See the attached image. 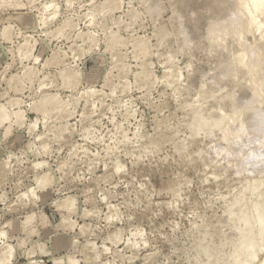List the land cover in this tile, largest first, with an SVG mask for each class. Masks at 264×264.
<instances>
[{"label": "rangeland", "instance_id": "1", "mask_svg": "<svg viewBox=\"0 0 264 264\" xmlns=\"http://www.w3.org/2000/svg\"><path fill=\"white\" fill-rule=\"evenodd\" d=\"M5 1L0 2V14L7 18L16 11H29L32 24L23 28L9 20L13 42L4 45L15 49L21 34H27L38 39L37 48L44 42L45 50L39 65L24 62L36 73L31 83L19 80L25 67L17 57L9 53L0 60V103L17 97L24 111L22 122L13 125L7 136H0V221L10 225L9 220L15 219L21 227L13 234L9 227L7 247L0 245V260L55 264L60 250L53 246L43 254L41 248L48 247L57 233L71 237L74 243L68 255L75 258L79 253L83 264H99L96 253L104 258L103 264H235L236 259L242 260L241 249L260 238V224L247 225L245 202L264 199L250 190L252 175L238 177L232 167L229 176V159L216 163L215 148L225 146L221 131L193 132L190 111L197 106L203 117L217 116L212 111L217 103L212 92L215 86L221 87V81L212 84L210 79L233 53V43L228 45L229 57L222 50L216 57L219 47L211 50L212 56H204L202 50L182 51L169 39L179 31L180 17L187 10L222 17L229 0H72L74 8L67 6L69 0ZM20 2L24 8L19 9ZM53 2L65 6L53 12L55 18L45 29L40 23L43 4ZM219 4L225 7L218 8ZM65 20L71 27L55 33ZM6 21L0 22V30ZM185 26L200 30L188 22ZM138 42L144 44V52L134 47ZM92 70L97 79L90 82L84 77ZM68 71L77 74L76 84L67 79ZM144 73L149 74L147 80ZM11 75L13 84L7 87ZM14 82L22 89L14 91ZM205 83L206 90L201 85ZM234 85L230 79L222 84ZM50 93H58L66 107L56 110L44 103L42 98ZM148 145H164L158 147L163 155L145 152ZM177 145L210 157L213 171L207 174L220 180L203 183L207 169L203 158L186 160L182 152L177 159L172 155ZM37 164L43 167L37 169ZM117 164L126 171L115 173ZM37 173L50 176L52 182L36 198L25 199ZM177 185H182L184 200L179 208L169 207L176 204L171 189ZM217 192L231 193V199L226 206L220 202L207 212L201 207L206 219L192 229L197 221H188L185 209L202 206L205 194ZM28 215L41 222L27 233L22 221ZM176 224L181 226L179 235L174 232ZM137 230L147 232L146 241L133 235ZM144 242L147 249L134 247ZM105 247L110 254L103 251ZM10 248L15 251L9 254Z\"/></svg>", "mask_w": 264, "mask_h": 264}, {"label": "snow or ice", "instance_id": "2", "mask_svg": "<svg viewBox=\"0 0 264 264\" xmlns=\"http://www.w3.org/2000/svg\"><path fill=\"white\" fill-rule=\"evenodd\" d=\"M64 4L62 2L57 3H45L44 7V18L40 21L41 25L46 29L48 24L47 22L51 19H54L53 12H58V10H62L64 8ZM69 8H74L75 3L72 0H69L67 5ZM218 8H224L225 5L219 4ZM175 14V13H174ZM186 22L190 23L193 26L199 27V31H194L193 27H186ZM20 26L24 27L25 24L23 21L20 22ZM28 26H31V22H29ZM259 37V41L262 45H264V0H237V2L230 7L224 13V15L220 18H217L212 13H203L200 10L189 9L187 10L186 16L180 17V26L179 31L176 32L173 36H170L169 39L178 43L181 47L182 51L185 52H203L204 56L212 55V49L219 47L223 52H228L229 43L238 42L240 45L246 44L247 40L252 37ZM21 38L23 35L21 34ZM111 43V42H110ZM30 49V41L28 42ZM104 46L103 44L101 45ZM114 47V45H113ZM254 49V46H253ZM235 52V49L233 50ZM255 51L252 52L253 59L255 58ZM35 60V63L39 65L41 60L36 58L35 56L29 54V60ZM248 63V56L244 53L240 55H231L229 57V62L225 65L221 66L220 72L223 73L219 78L221 80V90L227 91L222 87L223 82L231 75V70L234 67H244ZM100 78H103L102 75ZM84 79L88 81H94L97 79V72L95 70L88 71ZM182 79V77H181ZM205 90L207 89V83L204 85ZM91 91V89H90ZM260 93L264 96V83L261 84ZM242 111H253L252 105L249 103L245 105L241 111L233 112L231 114L230 126L232 130V138L229 139L225 137L224 144L225 148H215L216 154V163L223 164L227 159L234 158L235 155H239L243 160V166L237 168L235 170V174L238 177H243L245 173L248 171V167H255L259 170V175L264 176V110H261L257 115V126L252 129H246L241 125V112ZM223 115V113H221ZM11 121L9 120L8 123ZM209 122H204L201 125V128L204 129L207 127ZM6 126V125H5ZM26 126V125H25ZM213 131L215 129L224 130L223 121H217L213 126ZM8 133L4 132L3 126H0V136H7ZM179 137V134H177ZM244 138L247 139V142H244ZM159 149H163L164 145H148L145 149V152H150L155 156L157 153L163 155L161 151L158 152ZM258 147V152L254 149ZM236 150H239L238 152ZM245 150L247 154H245ZM185 153L186 160H192L193 157L203 158L204 163L207 164L206 172L202 178V182L207 184L210 180L215 179L217 181L220 180L219 176H208V172L213 171V163L210 162V157H203L202 153H196L194 151L186 149V146L177 145V149L172 153L177 159H179L180 153ZM143 155V154H142ZM259 161V164L256 165L253 162ZM42 164H37L36 168H42ZM231 165H228L227 175H231L230 169ZM126 169L117 164L115 167V173H124ZM221 171H225V169H221ZM254 174V173H253ZM52 182V178L50 176H43L39 173L36 174V179L34 181V185L32 189L25 193V199L36 198L37 192L50 184ZM182 185H177L175 189H171V191L175 192V200L176 204H169V207L179 208L180 203L184 200V194L179 189ZM250 190L255 195L256 192L261 194V199H264V182H261L258 187L249 186ZM144 185L141 184L138 192L140 193V197H143L144 194ZM223 189L220 190L222 192ZM220 192H217L215 195L211 193H207L204 196V203L197 204L191 209H185L188 212V221H197L196 223L191 224L192 229H198L200 227V223L203 222L206 217L201 215V207L207 212L209 208H215L220 202H224L225 206L228 201L231 199V193L228 196L220 195ZM105 202H107V197H105ZM191 203V202H189ZM228 209L225 207V215L227 216ZM41 221H39L35 216L29 215L23 219L22 225L25 232L35 231L36 227L39 225ZM65 225L68 224L67 221L64 222ZM0 225H3L0 228V245H6V241L8 239V229L9 225L3 224V221H0ZM175 234L179 235V231L181 230V226L176 224L173 226ZM134 236L140 241L147 240V232L137 230L133 233ZM118 239V237H117ZM129 244H132L131 238L129 239ZM55 248L60 250V255L56 258L55 264H83V259L78 253L75 258H72L68 255V251L71 250V245L67 243L60 236L53 234L52 243L48 245V248ZM143 246L145 249L149 247L148 243L144 242L143 245L141 243H137L134 247ZM98 247V246H97ZM42 251H46V249H41ZM8 253L15 251V249H8ZM105 253H111V249L105 247L103 249ZM241 253L243 255V259H236L235 264H264V216L260 219V238L257 242L255 239H252L247 245H245L241 249ZM103 257L98 256L97 260L99 264H103ZM0 264H14L13 261H10L5 257V259L0 260Z\"/></svg>", "mask_w": 264, "mask_h": 264}, {"label": "bare ground", "instance_id": "3", "mask_svg": "<svg viewBox=\"0 0 264 264\" xmlns=\"http://www.w3.org/2000/svg\"><path fill=\"white\" fill-rule=\"evenodd\" d=\"M4 1L5 0H0V2H3V4H6L5 2H7V1H5V2ZM229 2H230V6H231V5L235 4L237 2V0H229ZM21 5H22V3L19 4V7H20V8L18 7L19 9H21ZM22 8H24L23 5H22ZM227 10H228V7H227L226 11ZM0 15H1L0 20L2 22L7 19V21H6L7 23L5 25H3L1 27V30H0V60L4 56L7 57L9 53H10V55L12 54L13 56L17 57L20 61V64H23L24 65L23 67H25L24 68L25 70H23V74L22 73H21L22 75L19 74L20 75L19 80H21V81L23 80V81H27V82L31 83L33 80V77L36 73L31 69V66L24 64V62L30 61L29 60L30 52H31L32 56H35L36 58L40 59L44 50H45L44 42H42L41 45L37 48L36 46L38 45L37 44L38 39L35 37H32V35H27V34L23 36V39L21 38L22 41H18L17 45L15 46L16 47L15 49L7 48L4 45V42H8V43L13 42L14 33H12V31H11L12 25L10 23H8L9 20H11V21L13 20L19 24L21 21H23L25 24V26L23 28H28L29 22H31V24H32V14L29 11L28 12H26V11L25 12H22V11L17 12L16 11L12 14H9L7 18H6V15H3V14H0ZM217 18H220V17H217ZM67 26H70V23L68 20H65L63 24H61L59 27L57 26L58 28L56 29L55 33H57V34L62 33L61 31H63V29ZM29 41H30V49H29V44H28ZM232 46L235 49V52L233 51L232 54L228 52L229 54L227 55V57H229L230 54L231 55H233V54L240 55L241 53H244L248 56V63L244 67H234L231 70V75L228 78V80L230 79L231 83L233 82V83H235V85L231 86V88L222 86L224 89H227V91H222L221 87H217V86H215V88H217L215 91L214 86L212 87V88H214L213 90L216 92V94L217 93L220 94L219 96H216L215 92H214V94L212 92V95L215 96V99L217 100L216 106L213 107L212 111L217 113V116H215L214 118H205L202 116V114L200 113V110L198 109L197 106H193V108H191L190 111H191L192 131L195 133L198 132V130L202 129L201 125L206 121L207 122L212 121L211 125L208 123L207 127L202 129V130H206V131L208 129L211 130L212 126L217 121H223L224 130L221 131L219 129L221 131V136L223 139H225V137H228L229 139H231L232 138L231 135H233V133H232L231 126H230V121H231V114L233 112L241 111V109H243L245 105H248L250 103L252 105L253 111H242L241 112V125L246 129H252V128L257 126V123H258L257 115H258V113L261 110H264V96H262L260 93L261 84L264 83V45H262L260 43L259 37L257 36V37H252L251 40L248 39L246 44L240 45L238 42H233ZM253 46H254V49H253ZM134 47H138L143 52L145 51V46L143 43L138 42L134 45ZM228 48L230 51V46H228ZM220 50L221 49L219 48V51H218V48H217V51L219 52V54L217 52L216 54H218V55L216 57H218L222 54L221 53L222 51L220 52ZM253 51H255V53H256V56L254 59L252 57ZM216 54H214V57ZM223 60H225V61L223 62ZM223 60H221V63L223 62L222 63L223 65H225L229 62V58H226ZM33 61L35 62L34 59H33ZM215 63H216V61H215ZM219 63L220 62L217 61L216 64L219 65ZM215 68H217V65H215ZM15 75L18 76V74H15ZM221 75H223V73L219 71L215 77L212 76L210 79V81L213 79L211 81V83L212 84H219V82L221 81L219 77ZM13 77L14 76L11 75V77H9V79H7L6 82L8 81V84H9L12 81V79H14ZM148 77H149L148 73L143 74V78L145 80H147ZM44 79H45V77H44ZM67 79L69 81H71L72 84H76V82L78 81V76L74 72H69L67 75ZM43 80L40 81V84H39L40 87L44 85ZM12 82H11V84H13ZM16 83L14 84L15 87L11 86V88L13 89V87H14V91H18L19 89H22L20 87L18 89L16 87L17 86ZM11 84H9L7 87H9ZM21 84L22 83H20V85ZM201 85L204 86V84H201ZM235 87H241V89H242V90L240 89L241 92H239L237 89L235 90ZM210 91H209V93H210ZM89 92L90 91L88 90L87 93L89 94ZM94 92L96 93V89ZM97 92H99V91H97ZM5 93H6V91L4 92V94ZM90 94H91V92H90ZM92 94H94V93H92ZM42 99H43L44 103L50 104L51 107L56 109V110H59V109L66 107L64 101L60 98V95L58 93L47 94ZM20 100L21 99H19L17 97H12V98H9L8 100H6L5 103H0V126H3L4 132L9 133L10 129L13 125H19L22 122L21 119L22 120L24 119V117L22 118V113H24V111L20 108L21 107L20 103L22 102V100L21 101ZM195 107H197V108H195ZM224 107H228V110L226 111ZM221 113H223V115H221ZM242 116L245 118H243ZM9 120L11 121L10 123H8ZM30 124H29V126H30ZM208 132H210V131H208ZM244 142L245 143L247 142L246 138H244ZM225 147H226V145L223 148H225ZM254 150L258 152V147L255 148ZM236 151L238 152L239 150H236ZM1 152L2 151L0 150V153ZM245 154H247V152ZM236 156H237V158L236 159L233 158L232 161H230L231 159H229V162H227L228 160H226V162L229 165H231L233 167V169H235V170L237 168H240L243 166L242 158L239 155H235V157ZM253 163L258 165L259 161H255ZM234 173H235V171H234ZM245 175H252L253 176L252 182L250 185L255 186V187H258L259 184L264 181V179H263L264 176L259 175V170H258V168H255V167H248V171H247V173H245ZM257 196H261V194L257 193ZM245 203H247L246 204L247 205L246 213L248 214V217H249V221L247 222V225L248 226L253 225V224L259 225L260 219L264 215V212L261 213V215H259V216H255V215H256V212H258L259 210L264 211V201L253 203L250 200H247ZM9 224H10L9 226H11V228H10L11 234L21 231L20 222L18 220H15V219L12 220L11 219V220H9ZM258 234L260 235V231H258ZM56 235L60 236L62 239H64L70 245H72L74 243L73 241L71 242V237L66 233H57ZM10 246L11 245H9V247ZM44 247H45V245L43 246V249L46 248V250H47L48 247H45V248ZM47 251L49 252V250H47ZM47 251L41 250V252L43 254L47 253ZM5 256H7V254ZM95 256L98 257V254L96 253ZM3 259H5V258H3ZM30 264H47V263L44 260H41V261H31Z\"/></svg>", "mask_w": 264, "mask_h": 264}]
</instances>
